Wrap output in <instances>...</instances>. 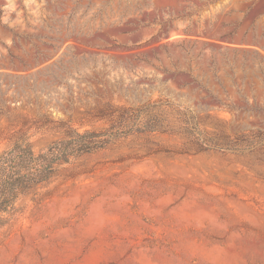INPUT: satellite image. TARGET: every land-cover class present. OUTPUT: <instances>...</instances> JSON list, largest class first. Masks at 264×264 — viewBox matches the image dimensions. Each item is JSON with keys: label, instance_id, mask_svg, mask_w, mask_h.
Wrapping results in <instances>:
<instances>
[{"label": "rangeland", "instance_id": "obj_1", "mask_svg": "<svg viewBox=\"0 0 264 264\" xmlns=\"http://www.w3.org/2000/svg\"><path fill=\"white\" fill-rule=\"evenodd\" d=\"M158 100L18 200L0 264H264V0H0V153Z\"/></svg>", "mask_w": 264, "mask_h": 264}, {"label": "trees", "instance_id": "obj_2", "mask_svg": "<svg viewBox=\"0 0 264 264\" xmlns=\"http://www.w3.org/2000/svg\"><path fill=\"white\" fill-rule=\"evenodd\" d=\"M166 105L184 112L182 105L170 101H150L140 106L112 107V123L102 130L80 129L60 120L65 135L35 151L28 141L17 140L0 153V229L16 210L25 194L49 183L60 168L78 157L105 148L113 141L134 133L162 130L160 111Z\"/></svg>", "mask_w": 264, "mask_h": 264}]
</instances>
